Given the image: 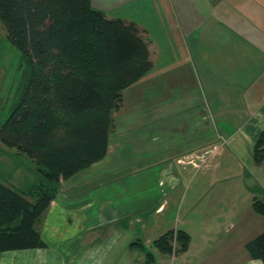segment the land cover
<instances>
[{
  "label": "crops",
  "instance_id": "obj_1",
  "mask_svg": "<svg viewBox=\"0 0 264 264\" xmlns=\"http://www.w3.org/2000/svg\"><path fill=\"white\" fill-rule=\"evenodd\" d=\"M217 2L231 11L229 31L220 27V32L231 34L224 46L233 49L232 76L249 87L264 84V0ZM218 56L204 46L199 62L211 61V69L225 75L215 64ZM212 88L214 94L208 86L193 98L179 94L140 118L134 116L142 109L135 91H127L119 112L131 118L123 124L129 135L116 144L111 137L104 160L62 182L41 227L48 247L4 252L0 264H149V252L150 264H263L245 248L252 240L247 237L252 214L239 217L232 188L214 189L228 176L208 159L221 154L237 159L228 147L239 134L240 142L255 146L264 130V95ZM127 146L135 148V156L126 155ZM172 230L191 236L187 252L163 254L153 245Z\"/></svg>",
  "mask_w": 264,
  "mask_h": 264
},
{
  "label": "trees",
  "instance_id": "obj_2",
  "mask_svg": "<svg viewBox=\"0 0 264 264\" xmlns=\"http://www.w3.org/2000/svg\"><path fill=\"white\" fill-rule=\"evenodd\" d=\"M0 20L20 54L21 73L0 143L29 158L40 175L26 191L0 181L2 254L48 247L41 227L62 181L107 157L114 115L153 62L138 28L109 19L92 0H0ZM251 153L256 165L264 163V130ZM253 211L264 217V199L254 200ZM190 244L182 230L153 243L168 255L187 252ZM245 248L264 264V233ZM151 258L147 253L149 264Z\"/></svg>",
  "mask_w": 264,
  "mask_h": 264
},
{
  "label": "rangeland",
  "instance_id": "obj_3",
  "mask_svg": "<svg viewBox=\"0 0 264 264\" xmlns=\"http://www.w3.org/2000/svg\"><path fill=\"white\" fill-rule=\"evenodd\" d=\"M92 5L103 11L108 18L122 19L127 24H134L151 50V61L153 60L154 63L152 71L139 84L128 90L135 91L136 102L142 108L134 114L136 118L143 117L145 113L148 116L152 106L158 104L162 106L172 98L177 99L179 94L185 93L190 95V98L201 96L208 86L212 89L211 94L215 93L212 87L222 86L236 88L238 91L253 90L254 94L260 97L264 95V84H257V81L249 87L241 83L240 77L232 76L230 55L233 49L224 46L230 44L231 34L220 32V27H224L226 31H229L230 27L231 11L224 3L219 5L217 0H92ZM0 40L2 42L0 125H2L11 114L21 73L19 71L20 54L10 43L7 29L1 20ZM220 45H223L222 48ZM204 46L208 50L212 47L213 51L219 54L216 59L218 63L215 64L225 70V75L217 74L211 69L208 64L211 61L206 62L205 66L200 64L199 57L202 55ZM221 49L223 50L220 53ZM114 117L112 142L116 144L118 139L130 133L124 129L123 124L132 122L131 118L124 120L121 112L115 113ZM147 135L148 133L145 136ZM240 137L239 134L237 142H233L228 147V150L233 152V156L237 155V159L221 154L219 157L211 156L208 160L211 167L219 162L221 173L228 176L227 180L219 182L214 189L232 188V194L236 196L238 202L239 217L247 213L249 219V214H252L250 220L253 222V227L247 237L254 239L264 233V217L253 211V200L264 199V163L260 166L254 163L251 153L253 148L249 145L247 147L243 141L240 142ZM145 139L148 140L147 137ZM134 150L135 148L127 146L126 155L135 156ZM111 160L112 158H109L108 161ZM114 164L120 165L116 161ZM116 172L123 174L125 170ZM39 177L29 158L17 156L15 150L0 143L1 182L26 191L39 181ZM136 182L137 185L142 183L139 180ZM112 187L118 188L114 183ZM189 264L196 263L189 262Z\"/></svg>",
  "mask_w": 264,
  "mask_h": 264
},
{
  "label": "built area",
  "instance_id": "obj_4",
  "mask_svg": "<svg viewBox=\"0 0 264 264\" xmlns=\"http://www.w3.org/2000/svg\"><path fill=\"white\" fill-rule=\"evenodd\" d=\"M174 247H176V241L174 242ZM173 255H175V252H174V254Z\"/></svg>",
  "mask_w": 264,
  "mask_h": 264
}]
</instances>
